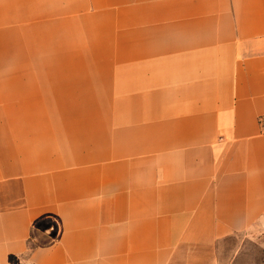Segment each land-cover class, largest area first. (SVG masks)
I'll list each match as a JSON object with an SVG mask.
<instances>
[{"label":"crops","instance_id":"1","mask_svg":"<svg viewBox=\"0 0 264 264\" xmlns=\"http://www.w3.org/2000/svg\"><path fill=\"white\" fill-rule=\"evenodd\" d=\"M5 32L94 69L0 73V264H264V0H0Z\"/></svg>","mask_w":264,"mask_h":264},{"label":"rangeland","instance_id":"2","mask_svg":"<svg viewBox=\"0 0 264 264\" xmlns=\"http://www.w3.org/2000/svg\"><path fill=\"white\" fill-rule=\"evenodd\" d=\"M8 35L9 34H6V32L3 34H0L1 40H3L4 45H6V42L8 41L7 39ZM6 48L7 47L5 46V48L0 49V54H1V51H2V54H5L8 51ZM2 54L0 55V73L20 71V72L29 73L32 75H38L40 72V69L43 67L39 64L40 60H9L7 57H5ZM62 61L61 62L59 61L61 64L56 65L55 63L57 62V60H48L49 64L44 66L43 68L45 69V71L48 72L49 76L50 74H54L58 72L59 74L64 76L65 80H71V79L78 78L80 80V87L87 88L88 87L87 79L89 77V74L90 75L93 74V72H91V69L92 71L94 69L93 66L88 64L89 60H64L63 62ZM89 99L91 98L87 96H83V97L81 96L80 103H87ZM46 241H47L46 239H40V240H36L35 243L43 244V243H46ZM245 247L250 250L259 251L260 259L264 261V249L261 250L259 248L258 242L256 243L255 241H250L246 243Z\"/></svg>","mask_w":264,"mask_h":264},{"label":"clouds","instance_id":"3","mask_svg":"<svg viewBox=\"0 0 264 264\" xmlns=\"http://www.w3.org/2000/svg\"><path fill=\"white\" fill-rule=\"evenodd\" d=\"M21 264H25V261L21 259Z\"/></svg>","mask_w":264,"mask_h":264}]
</instances>
